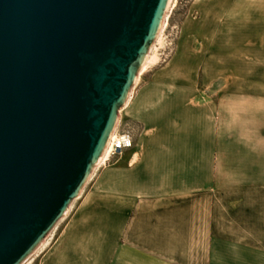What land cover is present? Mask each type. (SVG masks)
<instances>
[{"label":"crops","instance_id":"obj_1","mask_svg":"<svg viewBox=\"0 0 264 264\" xmlns=\"http://www.w3.org/2000/svg\"><path fill=\"white\" fill-rule=\"evenodd\" d=\"M193 61L132 88L118 125L133 146L93 172L36 264H264V70L208 96Z\"/></svg>","mask_w":264,"mask_h":264},{"label":"water","instance_id":"obj_2","mask_svg":"<svg viewBox=\"0 0 264 264\" xmlns=\"http://www.w3.org/2000/svg\"><path fill=\"white\" fill-rule=\"evenodd\" d=\"M169 0H0V264H21L99 163Z\"/></svg>","mask_w":264,"mask_h":264},{"label":"rangeland","instance_id":"obj_3","mask_svg":"<svg viewBox=\"0 0 264 264\" xmlns=\"http://www.w3.org/2000/svg\"><path fill=\"white\" fill-rule=\"evenodd\" d=\"M167 8L160 36L158 40L156 36L147 52L150 59L139 70L132 88L148 81L155 70L164 67L177 53L196 58L192 62L196 65V84L208 96L217 95L211 93L212 80L214 90L227 84V80L240 85L246 79L258 80L257 76L246 75V70H264V0H170ZM132 130L135 133L137 127H119L117 120L116 131H128L133 139ZM118 157L99 161L81 192L98 166L113 164ZM62 218L21 264H36Z\"/></svg>","mask_w":264,"mask_h":264},{"label":"built area","instance_id":"obj_4","mask_svg":"<svg viewBox=\"0 0 264 264\" xmlns=\"http://www.w3.org/2000/svg\"><path fill=\"white\" fill-rule=\"evenodd\" d=\"M113 138H109L104 151H108L109 156L118 155L123 150L129 149L133 146L132 135L128 131H116Z\"/></svg>","mask_w":264,"mask_h":264},{"label":"bare ground","instance_id":"obj_5","mask_svg":"<svg viewBox=\"0 0 264 264\" xmlns=\"http://www.w3.org/2000/svg\"><path fill=\"white\" fill-rule=\"evenodd\" d=\"M169 3H170V0H169ZM167 9H168V8H167ZM165 18H166V14L164 15V18H163L162 23H161V27H160V29H159V31H158V34H157V40H158V37L160 36V32H161L162 29H163L164 22L166 21ZM149 59H150L149 55L146 54V57H145V59H144V62H143L142 65H141V69H140L141 71L145 68V66H146V64L148 63ZM154 60H155V59H154ZM136 78H137V77H136ZM114 134H115V132H113V133L111 134L110 137L113 138V137H114ZM107 157H109V153H108V151H107V150H106V151H103L102 156H101V158H100L99 161H102V160L106 159Z\"/></svg>","mask_w":264,"mask_h":264}]
</instances>
